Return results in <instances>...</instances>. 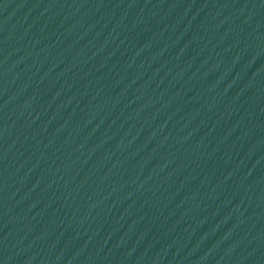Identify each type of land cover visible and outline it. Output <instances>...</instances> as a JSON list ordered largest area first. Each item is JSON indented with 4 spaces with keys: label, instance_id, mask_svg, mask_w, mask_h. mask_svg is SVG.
I'll use <instances>...</instances> for the list:
<instances>
[{
    "label": "water",
    "instance_id": "1",
    "mask_svg": "<svg viewBox=\"0 0 264 264\" xmlns=\"http://www.w3.org/2000/svg\"><path fill=\"white\" fill-rule=\"evenodd\" d=\"M0 264H264V0H0Z\"/></svg>",
    "mask_w": 264,
    "mask_h": 264
}]
</instances>
